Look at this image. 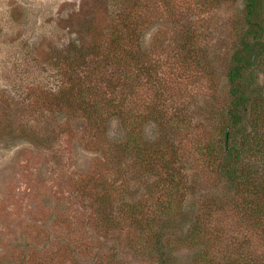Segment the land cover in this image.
<instances>
[{
    "label": "rangeland",
    "instance_id": "rangeland-1",
    "mask_svg": "<svg viewBox=\"0 0 264 264\" xmlns=\"http://www.w3.org/2000/svg\"><path fill=\"white\" fill-rule=\"evenodd\" d=\"M244 4L0 0V264H159L160 234L165 264L264 258L244 196L201 155L225 121ZM246 78L249 121L264 56ZM167 166L182 195L158 187Z\"/></svg>",
    "mask_w": 264,
    "mask_h": 264
},
{
    "label": "trees",
    "instance_id": "trees-1",
    "mask_svg": "<svg viewBox=\"0 0 264 264\" xmlns=\"http://www.w3.org/2000/svg\"><path fill=\"white\" fill-rule=\"evenodd\" d=\"M244 3L247 29L245 36L240 38L237 48L233 52L227 72V79L231 88L229 89L230 102L225 106V111L221 113L223 117L225 116V121L220 131L218 130L219 138L210 140L212 142L201 149V155L205 168L218 175L227 191L244 196V207H241L244 215V227L246 226L247 230H251L258 237L261 234L264 236V169L261 171L257 168L258 164H264V107L258 108L256 103L252 101L251 109L254 112L248 121L247 107L252 99L249 87L251 82L246 84V76H249L253 67L257 68V64H260L261 58L264 56V30L260 24L261 21L257 20V18L264 16V0H244ZM251 40L254 41L253 44H251ZM258 102L261 105V101L258 100ZM247 124L250 128L248 131ZM258 157H260L259 161H257ZM138 160L141 164L147 165L150 161L147 155L141 156ZM171 161L170 165L175 167L178 160L172 158ZM172 166L171 168L166 167L167 176L163 182L158 183V187L166 184L171 186L170 190L182 195L183 190L179 187L180 180L171 171ZM145 168L147 167L145 166ZM152 192H157L156 188H152ZM172 195L166 197L171 196L175 200L177 197ZM176 201L181 200L177 198ZM179 206L181 207V204ZM192 215H187L184 223L187 225L192 223L189 220L193 217ZM164 224L163 222L159 229L161 232L176 227L178 230L181 229L179 222L177 226L170 222ZM195 224L197 225L196 221ZM194 227L192 232L196 233L198 226ZM186 228L188 227H183L181 231H187ZM162 237V234L158 235L154 245L156 253H159L160 256L159 264H165L169 261V257L162 253L164 249ZM191 238L187 239L190 240L189 245L194 243ZM192 262L195 264L194 259ZM244 262V264H264V258L254 260L251 255H248L244 258Z\"/></svg>",
    "mask_w": 264,
    "mask_h": 264
}]
</instances>
